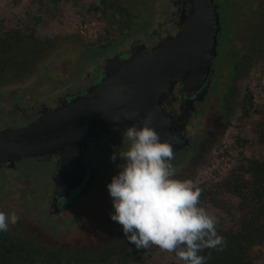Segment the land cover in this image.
I'll return each mask as SVG.
<instances>
[{
	"label": "rangeland",
	"instance_id": "1",
	"mask_svg": "<svg viewBox=\"0 0 264 264\" xmlns=\"http://www.w3.org/2000/svg\"><path fill=\"white\" fill-rule=\"evenodd\" d=\"M154 1L0 0V85L40 80L59 88L70 78V65L74 64L82 77L92 62L99 63L127 49L131 42L149 41L150 33L158 30L157 22L151 20ZM237 17L240 20L242 13ZM229 41L216 63L221 76L215 96L207 114L198 117L191 129L194 148L175 164V178L191 180L201 189L215 190L239 165L252 159L264 160V50L256 53L258 37L252 51L243 49L235 36ZM217 195L216 207L206 200H200L201 206L218 222H229L236 199L224 192ZM102 196L100 212L89 226L91 232L86 236L87 229H81L72 241L79 246H62L67 253L57 258H35L29 248L17 258H0V264L181 263L174 252L155 246L137 249L129 243L122 226L110 219L114 209L107 188ZM30 206L27 200L0 194V211L17 213L20 219L10 227L24 232L22 237L36 231L31 220L35 212ZM77 231H69V239L75 238ZM55 244L51 240L48 247ZM45 248L40 246V252L48 250ZM255 264H264V247Z\"/></svg>",
	"mask_w": 264,
	"mask_h": 264
},
{
	"label": "flooded vegetation",
	"instance_id": "2",
	"mask_svg": "<svg viewBox=\"0 0 264 264\" xmlns=\"http://www.w3.org/2000/svg\"><path fill=\"white\" fill-rule=\"evenodd\" d=\"M214 1L218 5L220 32L217 56L213 61L212 73L207 83L189 96L184 83L179 81L162 103V108L172 119L171 131L176 138L172 143L174 159L171 161L175 168L181 156L193 150L195 139L191 129L194 121L207 114L208 105L215 96L214 89L221 76L216 70L221 50L230 44L231 36H235L238 42L243 44V49L252 51L255 48L253 41L257 37L260 39V29L264 26V0ZM153 6L155 11L151 15V20L157 22L158 30L150 33L149 41L131 42L127 49L118 50L99 63L92 62L91 69L82 77L76 66L70 65L71 75L65 86L58 88L55 84H45L40 80H25L24 84L22 82L1 84L0 130L28 126L46 112L61 107L62 100L70 101L73 97L84 94L88 88L101 80L107 59L115 56L128 58L138 45L143 44L149 50L164 38L175 36L184 27L191 8V4L184 0H155ZM240 12L242 17L239 20L237 15ZM235 28L238 29L237 33ZM70 63L64 62L63 65ZM134 126L139 128L138 124ZM126 148L123 131L90 139L82 152L84 173L80 185L71 189L67 195H59L57 192L60 153L21 157L11 163L0 161V194L31 203L30 208L35 212V217L31 220L36 229L30 230L28 236L22 237L25 235L24 232L14 231L9 226L7 232L0 234L28 250L32 248L42 258H56L67 253L62 246H68L69 243H72L69 247L79 246L72 242L73 239H77V235L82 232L81 229H87L84 233L86 236L91 232L89 226L94 224L97 213L100 212L103 191L111 178L117 174V165L123 163L119 158L115 161L110 160V156L113 152ZM99 228L98 226V232ZM76 230H79L74 234L76 237L69 239V231ZM51 240L56 241L54 247H48ZM40 246L48 250L40 252Z\"/></svg>",
	"mask_w": 264,
	"mask_h": 264
},
{
	"label": "water",
	"instance_id": "3",
	"mask_svg": "<svg viewBox=\"0 0 264 264\" xmlns=\"http://www.w3.org/2000/svg\"><path fill=\"white\" fill-rule=\"evenodd\" d=\"M184 1L191 8L184 27L175 36L164 38L149 50L138 45L128 58L107 59L101 80L84 94L62 100L61 107L28 126L0 130V161L11 163L21 157L60 153L57 192L67 195L80 185L82 152L92 138L135 124L140 127L150 116V126L161 141L172 144L176 140L172 119L162 103L179 81L189 96L207 83L220 32L214 0Z\"/></svg>",
	"mask_w": 264,
	"mask_h": 264
},
{
	"label": "clouds",
	"instance_id": "4",
	"mask_svg": "<svg viewBox=\"0 0 264 264\" xmlns=\"http://www.w3.org/2000/svg\"><path fill=\"white\" fill-rule=\"evenodd\" d=\"M146 116L143 125L125 127L126 150L113 152L110 160L123 161L106 185L113 213L129 243L137 249L155 246L175 253L182 264H207L205 249L223 250L226 240L218 234V220L201 206L202 189L191 180L175 178L173 145L161 141ZM20 217L0 211V232H7Z\"/></svg>",
	"mask_w": 264,
	"mask_h": 264
},
{
	"label": "trees",
	"instance_id": "5",
	"mask_svg": "<svg viewBox=\"0 0 264 264\" xmlns=\"http://www.w3.org/2000/svg\"><path fill=\"white\" fill-rule=\"evenodd\" d=\"M259 46L256 53L264 50V26L260 29ZM219 192L236 199L230 221L217 224L218 234L225 238L226 245L223 250L205 249L200 254L206 257L210 254L207 264H255L264 247V160L252 159L239 165L215 190L202 189L200 200L216 207ZM25 249L0 234V258H17ZM32 253L39 258L36 252Z\"/></svg>",
	"mask_w": 264,
	"mask_h": 264
}]
</instances>
